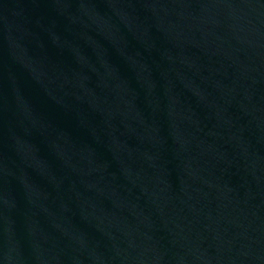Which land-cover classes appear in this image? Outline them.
<instances>
[{"label":"water","instance_id":"obj_1","mask_svg":"<svg viewBox=\"0 0 264 264\" xmlns=\"http://www.w3.org/2000/svg\"><path fill=\"white\" fill-rule=\"evenodd\" d=\"M0 264H264V0H0Z\"/></svg>","mask_w":264,"mask_h":264}]
</instances>
